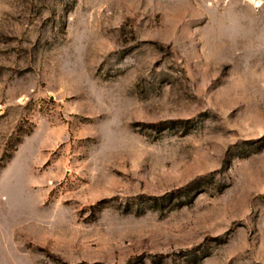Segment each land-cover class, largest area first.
I'll return each mask as SVG.
<instances>
[{"label": "rangeland", "instance_id": "374dc122", "mask_svg": "<svg viewBox=\"0 0 264 264\" xmlns=\"http://www.w3.org/2000/svg\"><path fill=\"white\" fill-rule=\"evenodd\" d=\"M0 264H264V0H0Z\"/></svg>", "mask_w": 264, "mask_h": 264}]
</instances>
